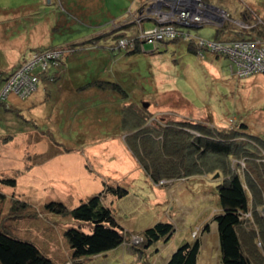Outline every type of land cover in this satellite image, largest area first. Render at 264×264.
<instances>
[{
	"label": "rangeland",
	"instance_id": "obj_1",
	"mask_svg": "<svg viewBox=\"0 0 264 264\" xmlns=\"http://www.w3.org/2000/svg\"><path fill=\"white\" fill-rule=\"evenodd\" d=\"M151 1L0 0V71L19 68L37 51L55 49L62 52L61 67L53 68V76L41 77L36 92L24 99L15 91L7 97L5 108L0 105V180L13 179L15 182L13 187L0 184L5 196L0 200V229L8 225L17 238L34 244L55 264H122V255L126 256L124 249H133L134 240L142 241V230L152 226L156 217L176 218L174 231L177 234L186 235V227L191 226L195 232L189 238L192 241L196 239L193 236L199 234L196 228L198 211L207 213L208 209V212H214L216 208L220 213L217 186L223 180L221 173L218 177L214 171L194 173L188 177L161 178L156 182L145 175L126 143L130 126L137 120V111L144 115L141 107L153 113L150 120L165 116L170 120L205 122L209 126L217 124L214 127L220 129L237 128V122L243 120L251 125L243 132L245 134L238 136L239 139L247 141L250 136L264 139L263 91L245 84L246 78L234 76L227 58L210 53L201 55L188 49V43L181 38L159 42L157 49L153 42L144 44L135 53L127 51L130 44H118L111 36L113 32L105 38H96L99 32L114 25L117 26L114 30H125L127 36L121 38L137 39L144 28L155 25L156 20L147 14ZM258 1L208 0L229 10L232 19H240L245 4L250 2L255 6ZM261 3L264 15V0ZM183 31L205 41L215 40L214 26L183 27ZM224 37L232 36L226 33ZM67 45L75 46L76 51L64 48ZM97 79L113 82L121 91L87 88L89 82ZM46 85L52 87L46 88ZM82 86L87 88L86 96L80 95V98L76 94L71 98V92L75 94L74 88L83 92L84 88L79 89ZM2 88L3 83L0 84ZM37 92L51 93V99L44 98L33 104ZM63 94H66V100ZM82 102L88 109L85 115L82 110H71L72 106ZM143 103L148 106L143 107ZM125 116L128 121L124 126L122 119ZM111 138L118 143L114 157L118 159L121 154H127L135 162L130 164L128 174L119 172L109 178L113 185L125 188L128 193L116 197L104 192L103 196L105 204L125 229L126 242L107 252L106 256L101 254L76 262L71 257L65 231L73 226L90 232L91 225L67 214L52 212L46 205L61 202L67 210L72 209L89 198L87 195L93 189L83 191L80 176H76L79 173L75 171L70 178L66 177L64 182L69 188L64 191L56 187L62 174L59 175L55 166L58 175L45 174L37 182H32V171L36 174L47 162L60 161L61 158L64 159L59 165H66L65 170L71 171L68 164L78 158L91 169L113 171L111 166L96 168L94 165L99 157L98 149L107 146ZM254 152L256 156L249 160L239 157L232 161L233 165L238 164L243 182L249 176L244 166L252 170L255 163L264 162V148L257 147ZM89 170L85 168L84 173L92 178ZM116 181L121 183L118 185ZM180 185L184 190L178 198L191 209L188 225L180 220L184 211L179 210L177 204L173 205V194L167 193ZM244 187L250 209L264 216L263 193L262 203L255 206L252 191L247 184ZM103 191L104 187L97 193ZM24 203L28 206H23ZM14 206L16 211L12 213ZM245 226L248 231L253 229L251 223ZM257 246L261 247V244ZM126 261L130 264V257Z\"/></svg>",
	"mask_w": 264,
	"mask_h": 264
},
{
	"label": "trees",
	"instance_id": "obj_2",
	"mask_svg": "<svg viewBox=\"0 0 264 264\" xmlns=\"http://www.w3.org/2000/svg\"><path fill=\"white\" fill-rule=\"evenodd\" d=\"M253 12L260 16L257 10L245 4L241 10L240 18L256 21ZM261 19L262 22L250 30H241L227 23L222 28L216 29L215 39L234 40L255 36L264 37V19L262 17ZM120 30L115 29L112 30L113 33L110 32L116 41L127 36L126 32ZM226 33L232 37H224ZM107 35L102 34L100 37ZM186 42L188 49L198 53L193 42ZM83 47L85 48V46ZM64 48L69 49L70 52L76 51L73 45H67ZM155 48L157 49L158 46ZM127 51L130 53L139 52V44L136 42L135 46L130 47V50L127 49ZM215 56L218 57L219 55ZM61 61L63 62L62 58ZM60 67L61 64L57 68ZM15 69L10 72L0 71V84ZM55 69L51 70L49 75L42 77L53 76ZM89 87L101 91L106 89L121 91L119 85L100 79L89 82L87 88ZM80 88L82 89L84 86ZM6 103L7 99L0 101L3 108H5ZM7 108L10 109V106ZM141 111H144V115L137 111L138 115L135 116L137 120L130 126L131 131L126 143L148 177L156 182L161 178L188 177L194 173L212 171L221 173L223 180L217 186L221 211L214 216L218 229L220 260L222 264H264V216L250 209L248 194L244 187V184H247V188L250 189V192L252 191L254 195L253 204L255 206L260 205L262 193L264 199V162L255 163L252 170L246 167L250 177L247 175L244 182L240 176L238 164L233 165L232 162L238 160L239 157L249 160L254 155L256 156L254 150L257 147L261 148V146L264 148V140H258V137L255 136H250L247 141L239 139L238 136L245 134L243 133L245 131L243 123H240L237 128L220 129L209 126L205 122L170 120L165 119V116L150 120L153 113L147 112L142 107ZM127 121L126 116L123 117L122 124L125 126ZM0 184L15 186L13 179H1ZM104 192L122 197L128 193V190L117 187V185L104 183L103 192L90 196L72 209L67 210L61 202H50L46 205L52 212L67 214L77 221L91 225L90 232H84L81 228L73 226L68 227L65 231L71 249V257L76 262L106 254L126 242L123 228L116 220L111 208L104 202ZM4 197L0 189V200ZM23 206L28 205L24 203ZM15 207L12 208V213L16 211ZM251 212L252 217L245 218L246 214ZM247 223H251L253 229L246 230L245 225ZM205 228L207 227L205 226ZM173 232V223L158 221L143 229L142 241L132 245L131 248L135 252L148 248L158 241L168 240ZM258 243L261 244V247L257 246ZM199 248V239H195L192 243L184 242L177 247L165 264H197ZM0 264L55 263L42 255L31 242L17 238L6 225L0 229Z\"/></svg>",
	"mask_w": 264,
	"mask_h": 264
},
{
	"label": "built area",
	"instance_id": "obj_3",
	"mask_svg": "<svg viewBox=\"0 0 264 264\" xmlns=\"http://www.w3.org/2000/svg\"><path fill=\"white\" fill-rule=\"evenodd\" d=\"M147 14L156 20L153 22L154 27L144 28L142 35L137 39L121 38L118 40V44L126 43L130 44V47H134L137 42L143 48L144 44L153 42L156 47L159 42L181 38L193 42L201 55L203 52H209L227 58L229 68L236 77L244 78L253 74H264L263 36L205 41L183 31V27L210 25L220 28L227 23L233 24L241 30H250L262 22L261 17L254 12L253 16L256 21L243 18L232 19L229 11L206 0H152L147 7ZM61 54V50L51 49L37 51L28 57V61L21 64L3 81V88L0 89V101L13 95L15 91L19 94L18 96L24 99L36 92L41 77L49 75L50 71L59 65ZM249 216L250 213H247L245 217ZM140 242L141 239L134 240V244Z\"/></svg>",
	"mask_w": 264,
	"mask_h": 264
},
{
	"label": "crops",
	"instance_id": "obj_4",
	"mask_svg": "<svg viewBox=\"0 0 264 264\" xmlns=\"http://www.w3.org/2000/svg\"><path fill=\"white\" fill-rule=\"evenodd\" d=\"M250 2H248V5L251 6L252 3H250ZM254 4H255V6H251V7H253L255 10H257L258 13L260 14V16H261V14L263 15V6L261 3V0H259L258 2H255ZM263 17H264V15H263ZM115 27H117V26H115ZM115 27L112 26V28H109L108 30L99 32L96 35V38H99L102 34H109L110 35V32H112V30H114L113 28H115ZM120 31L124 32L125 30L121 29ZM112 35L113 34H111V36ZM105 37H101V38H105ZM246 81L247 82L245 84H247L250 87H254V88L256 87L258 89H261L263 91V95H264V74H259V73L253 74L251 76L246 77ZM50 86L52 87V85H50ZM50 86L46 85V88H49ZM79 89H81V88H79ZM86 90L87 89L82 90L84 92V94H83V92L80 93L79 90L74 88L75 94L73 92H71L72 93V94L70 93L72 95L71 98L76 94H77L76 96H78L80 98H81L80 95H83L85 97L86 96V94H85ZM50 94L51 93H42V94H40L39 92L35 93L33 104L43 101L44 98L45 99H47V98L51 99V97H49ZM65 95L66 94L62 95L64 100H66ZM36 99H37V101H36ZM81 101H84V103H86L85 100H83V99H81ZM263 101H264V96H263ZM84 103L82 102L81 104L72 106L71 110H75V111H81L82 110L83 115H85L86 112H88V109H87V105ZM4 110H6V109H4ZM260 111H262V110H260ZM262 112H264V111H262ZM263 117H264V115H263ZM237 123L238 124L243 123L245 125V126H243L244 130H246V129L248 130V126L251 125V124H247L243 120L241 122H237ZM214 126H217V124H214ZM110 141L111 142L107 143V146H104L102 148L100 147L98 149L99 150V154H98L99 157L96 158L97 162L94 163V165L96 166V168H100L101 166H104L105 168L107 166H111L113 168V171L112 170H106L105 172H101V171H97L95 168L91 169L92 168L91 166H88V167L86 166V162H84V160H81V159L79 160L78 158L72 159L71 161H73V163L68 164V166H70L69 168L71 169V171L65 170L64 166H66V165H59V162H61L64 159V158H61L60 161L53 160V161L47 162L46 164H44V167L41 168V170L39 169V167H37V169H39L40 172H36V174H35V172L32 171V173H33L32 174L33 175L32 182H37L38 180H40V177L44 176L45 174L50 175V176L51 175H54V176L58 175V172L54 171V166H55L57 168V170L59 171V175L62 174V177L59 178L57 185H56L57 188L60 187V188H58L60 191H64V188L65 189L69 188V185H66L64 181L67 180L66 177L70 178V175H72L73 171H75V173L76 172L79 173V175L76 174V176H78V177L80 176L79 182H80V187L83 188L82 190L85 191V190L93 189L92 191H90V193L87 195V197H90L91 195L96 194L101 188L104 187V183H109V184L113 185L112 181L109 179L111 176H114V174L118 175L119 172H122L124 174H128L130 172V164L131 165L135 164V162L133 163L132 159L130 160V158H128L127 154H121L122 156L120 158L116 159V157H114V156L117 155L116 153H117L118 149L116 147H117L118 143L114 142V140H112V138L110 139ZM118 153H119V151H118ZM131 161H132V163H131ZM83 162H84V165H83ZM81 164H82V167H81ZM85 168L87 170H88V168L90 169L88 171V173L92 176V178L84 173ZM244 168H246V167H244ZM38 173L40 175H37ZM75 173H74V176H75ZM145 175L148 177V175L146 173H145ZM187 180H188V178H187ZM60 182H63V185ZM115 183L119 185L121 182L116 181ZM170 190H171V192H167V193L173 194V197H172L173 205L177 204V206H179V210L182 209L184 211V214L181 215V219H180L181 222L183 224L188 225L189 220L191 218L190 217L191 209L189 208V206H187L185 203H183V201H181L180 198H178V194L184 190L183 185L182 186L180 185L179 187H176V188L169 189L167 191H170ZM165 191H164V193L167 194ZM160 192H161V190H160ZM189 198H191V196ZM103 199L105 200V197ZM206 207L208 208L209 206L206 205ZM214 209H215L214 212H208V209H207V213H206V211L202 213V211H200V210L197 213L198 214L197 221L199 220V223H197L196 228L199 231V234L197 236H193V238L200 240V248H199V252L197 255V264H222V262L220 260L218 229H217V224L214 221L215 214H217L219 212L217 211L216 208H214ZM219 211H221V209ZM173 213L175 214L176 212H173ZM187 215H188V217H187ZM202 215H204V216L201 217ZM175 219L176 218L171 219L170 217H168V218L156 217L155 220L153 221V224H155L158 221H168V222L173 223V225L174 224L176 225ZM119 224H120V222H119ZM120 226L123 228L122 224H120ZM205 226L207 228H205ZM186 229H187L186 235L177 234V233H175V231H176L175 230L168 240L158 241L154 245H152L148 248H143L137 252H135L134 249H131V250H127V248L124 249L125 248L124 247L123 249H124V251L126 250L125 251L126 256L122 255L121 263L122 264H128L129 262L126 261V258L130 257V264H132V263H134V264H165L167 262V260L169 259V257L171 256V254L177 249V247L180 244H182L184 242L192 243L194 241V240L190 241V239H189L190 237H192L191 233L194 229H192L191 226L186 227ZM123 230H125V229L123 228ZM105 256H106V254H105Z\"/></svg>",
	"mask_w": 264,
	"mask_h": 264
},
{
	"label": "water",
	"instance_id": "obj_5",
	"mask_svg": "<svg viewBox=\"0 0 264 264\" xmlns=\"http://www.w3.org/2000/svg\"><path fill=\"white\" fill-rule=\"evenodd\" d=\"M148 106V103H143V107H147ZM219 176V173L217 172L216 174H215V177H218Z\"/></svg>",
	"mask_w": 264,
	"mask_h": 264
},
{
	"label": "clouds",
	"instance_id": "obj_6",
	"mask_svg": "<svg viewBox=\"0 0 264 264\" xmlns=\"http://www.w3.org/2000/svg\"><path fill=\"white\" fill-rule=\"evenodd\" d=\"M217 29V28H216ZM219 175H220V173H219Z\"/></svg>",
	"mask_w": 264,
	"mask_h": 264
}]
</instances>
